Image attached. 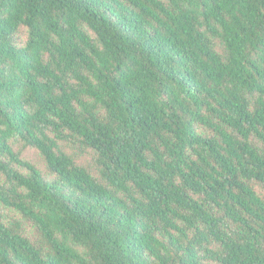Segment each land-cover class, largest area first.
I'll use <instances>...</instances> for the list:
<instances>
[{
    "label": "trees",
    "instance_id": "16d2710c",
    "mask_svg": "<svg viewBox=\"0 0 264 264\" xmlns=\"http://www.w3.org/2000/svg\"><path fill=\"white\" fill-rule=\"evenodd\" d=\"M252 182L264 0H0V264H264Z\"/></svg>",
    "mask_w": 264,
    "mask_h": 264
},
{
    "label": "rangeland",
    "instance_id": "374dc122",
    "mask_svg": "<svg viewBox=\"0 0 264 264\" xmlns=\"http://www.w3.org/2000/svg\"><path fill=\"white\" fill-rule=\"evenodd\" d=\"M27 36H28L27 29L22 28L19 35H18L19 45H24L26 43ZM204 128H205L204 126H200L198 128V131H203V130L205 131ZM253 140L257 144H260V141L257 138H254ZM15 148L17 151L21 152V158L23 160H26L30 163H33L34 165H37L41 168H44V160L41 157V155L37 152L36 149H34L32 147L23 148L22 144H20V143L17 144L15 146ZM90 159H91L90 154L86 155L84 157L82 156V158L80 159V162H87ZM15 167L19 171H22L23 173H27V169L25 167H22L19 165H15ZM251 184L253 185L255 191L264 198V187L257 182H252ZM0 213H1V216L3 217V220L5 222H8L10 219H20L21 218V214L18 211L13 210L12 208H9V207H4L2 205H0ZM25 225H26V228H27V231L29 232V234L31 236H34L33 226L27 222H25Z\"/></svg>",
    "mask_w": 264,
    "mask_h": 264
}]
</instances>
